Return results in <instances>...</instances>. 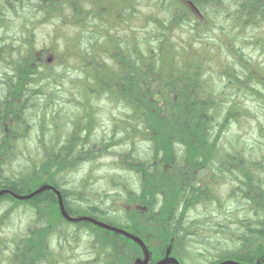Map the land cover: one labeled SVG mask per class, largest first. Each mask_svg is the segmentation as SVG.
Masks as SVG:
<instances>
[{
	"label": "trees",
	"instance_id": "obj_1",
	"mask_svg": "<svg viewBox=\"0 0 264 264\" xmlns=\"http://www.w3.org/2000/svg\"><path fill=\"white\" fill-rule=\"evenodd\" d=\"M261 89L264 0H0V191L10 192L0 196V264L143 258L121 234L65 220L52 191L16 198L41 185L60 191L69 216L140 238L151 264H264V116L259 145L226 140ZM65 98L69 122L49 112ZM101 102L116 114L94 140ZM112 154L125 174L113 195L91 177L66 187L79 166ZM222 181L233 183L224 198Z\"/></svg>",
	"mask_w": 264,
	"mask_h": 264
},
{
	"label": "rangeland",
	"instance_id": "obj_2",
	"mask_svg": "<svg viewBox=\"0 0 264 264\" xmlns=\"http://www.w3.org/2000/svg\"><path fill=\"white\" fill-rule=\"evenodd\" d=\"M260 55H261L260 52H255L253 54V59L255 61H260L262 59ZM259 92H260V94H258L259 96L257 95L258 100H259L258 104L251 102L252 100H249L247 104H245V107L248 109L250 116L241 118L238 121V123H233L232 125H230L229 131L226 133V140H230L231 142H233L232 139H236L237 142L244 143L248 148H251L256 144L259 145L256 142V138H257L256 128L258 126V120H261L264 116V110H263L264 90L261 89ZM66 99L67 98H65V100ZM47 102L48 101L46 100L45 103L47 104ZM67 103H68L67 100H66V103H61V102L56 103L55 102L52 108L49 109V112L59 109L61 110V113L63 112L65 113L66 115L65 121L69 122L72 118V114L70 111H73V109L70 108ZM68 108H70V110ZM96 110L99 112V116H98L99 118L96 122L95 130L92 132V138L94 140L99 139L100 137L102 138L104 136H107L110 133L109 120L112 115L116 114V111L112 110L110 106L104 105V102H101V104H99V106L96 107ZM35 132L36 130L33 124L32 130L30 133L32 138L35 136ZM111 151L112 153L114 151L120 152L121 148L115 147V149L113 148ZM138 152L142 153L143 150L139 149ZM115 158L116 156L112 154V156H106L94 162L84 163L83 165L79 166L77 170L73 171L70 175H67L65 177L69 183L66 185V187H68L71 184L78 185L83 179L91 177L89 179V183L92 184L93 189L99 190L100 193L106 192L107 193L106 195L108 196L113 195L111 192L114 186L112 183L113 177L117 175L124 177L125 175L124 173H118L116 171V165H117L116 163L118 159L115 160ZM14 167H16V171L19 169L17 165H14ZM223 167H225V165ZM131 177H129V175L125 176V179L128 181V182L126 181L127 183L130 182ZM232 184L233 183L230 181L228 182L222 181L217 185V187L219 188L220 194L223 198L229 195L228 193L230 189L232 188ZM104 203L106 204V207H110V204H111L110 201H105ZM118 207L125 209L124 202H115L112 205V208H118ZM235 208H236V205L231 204L229 209L233 210ZM25 216L26 214H24L22 211H19L15 214V220H14V223L12 224V226L15 228L14 230L17 231L19 229V226L25 222ZM194 248L196 249L195 252L199 250L202 251V248L198 245H194ZM143 260L144 259L142 258L139 264H142ZM188 264H193V263L188 261Z\"/></svg>",
	"mask_w": 264,
	"mask_h": 264
},
{
	"label": "water",
	"instance_id": "obj_3",
	"mask_svg": "<svg viewBox=\"0 0 264 264\" xmlns=\"http://www.w3.org/2000/svg\"><path fill=\"white\" fill-rule=\"evenodd\" d=\"M46 190L52 191L55 194V196L57 197V203H58V208H59L60 214L65 220H67L69 222H74V223L80 222V221L92 222L101 228H104L108 231H111V232H114L117 234H121V235L131 239L141 248V250L143 252L144 260H143L142 264H148L149 252H148L146 245L144 244V242L140 238H138L137 236H135V235H133L127 231H124V230L116 228V227H112L108 224L96 221V220L91 219L89 217H71V216H69V214L65 210L63 200H62V195H61L60 191L56 190L53 186L44 185V186L40 187L39 189L28 193L27 195L16 196V198L19 200H27V199H30V198L42 193L43 191H46ZM7 193H10V192L8 190H1L0 196H2L3 194H7ZM156 264H178V261L173 257H166L165 259L159 261ZM216 264H244V263H241V262H238L235 260H224V261L218 262Z\"/></svg>",
	"mask_w": 264,
	"mask_h": 264
},
{
	"label": "bare ground",
	"instance_id": "obj_4",
	"mask_svg": "<svg viewBox=\"0 0 264 264\" xmlns=\"http://www.w3.org/2000/svg\"><path fill=\"white\" fill-rule=\"evenodd\" d=\"M25 122H26V121H25ZM21 157H22V156H21ZM42 186H44V185H41V186L37 187V188L34 189L33 191L39 189V188L42 187ZM33 191H32V192H33ZM46 191H49V190H46ZM43 192H44V191H43ZM34 197H35V196H34ZM187 227H188V226H187ZM149 256H150V255H149ZM166 257H171V256H166ZM166 257H164L163 259H165ZM173 258H174V257H173ZM163 259H161V260H163ZM161 260H160V261H161ZM177 261H178V260H177ZM158 262H159V261H158ZM158 262H157V263H158ZM178 264H180V263L178 262Z\"/></svg>",
	"mask_w": 264,
	"mask_h": 264
},
{
	"label": "flooded vegetation",
	"instance_id": "obj_5",
	"mask_svg": "<svg viewBox=\"0 0 264 264\" xmlns=\"http://www.w3.org/2000/svg\"><path fill=\"white\" fill-rule=\"evenodd\" d=\"M150 257V256H149ZM149 260H150V258H149ZM160 261V260H159ZM148 264H150L149 262H148ZM245 264V263H244Z\"/></svg>",
	"mask_w": 264,
	"mask_h": 264
}]
</instances>
